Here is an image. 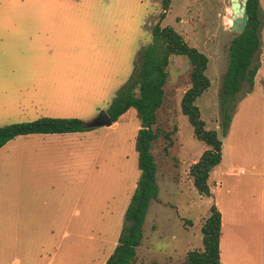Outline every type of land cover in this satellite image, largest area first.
I'll use <instances>...</instances> for the list:
<instances>
[{
	"label": "rangeland",
	"instance_id": "rangeland-1",
	"mask_svg": "<svg viewBox=\"0 0 264 264\" xmlns=\"http://www.w3.org/2000/svg\"><path fill=\"white\" fill-rule=\"evenodd\" d=\"M260 7L261 47L254 57L258 64L264 48V0ZM229 9L230 0H171L160 24L172 26L208 57L210 86L195 103L205 127L221 139L223 163L238 159L245 170L243 162L262 160L260 142L253 137L250 144L241 131L227 136L221 132L222 76L229 43L237 33L227 23ZM160 10V0H0V18H47L41 21L45 28L61 31L39 51L0 53V65L53 66L52 81L45 82L33 103L17 96L29 110L1 116L0 126L40 117H77L87 124L106 111L151 42ZM6 22L0 20V37L15 26ZM167 71L153 125L160 134L151 147L159 190L150 200L132 264H180L188 250L202 249L201 226L211 205L216 206L213 182L223 163L209 172L210 195L197 192L188 172L206 148L180 108L190 64L185 56L175 55ZM256 81L242 82L230 104L231 114L238 106L243 113L247 105L262 110L263 80ZM262 125L260 121V132ZM138 128L135 109L129 108L107 126L19 135L0 148V264H104L140 176L134 147ZM249 145L250 154L245 150Z\"/></svg>",
	"mask_w": 264,
	"mask_h": 264
},
{
	"label": "trees",
	"instance_id": "trees-1",
	"mask_svg": "<svg viewBox=\"0 0 264 264\" xmlns=\"http://www.w3.org/2000/svg\"><path fill=\"white\" fill-rule=\"evenodd\" d=\"M170 2L171 0H160L158 20L151 27L152 40L141 51L138 65L118 89L106 110L112 122H115L129 108L135 109L139 128L134 147L140 176L125 209L124 223L117 243L104 264H132L135 261L136 249L144 236L143 225L150 200L156 199L158 195L157 164L151 147L160 132L153 129V125L156 123L157 110L163 101L164 84L168 77L167 66L172 56H185L190 64L189 86L182 94L180 108L192 126L194 137L206 146L188 171L199 194L210 195L209 172L221 160V139L214 129L205 127L199 107L195 103L197 97L210 86V79L205 72L208 57L189 45L184 36L172 26H161L160 21L164 18ZM245 10L247 22L243 31L234 34L229 43L228 63L222 76L220 108L223 112V135L226 134L231 120L229 109L233 97L240 90L244 80L252 85L259 67L258 63H254V57L261 47L260 0H246ZM91 128L93 127H88L77 117H40L30 121L13 122L0 126V148L17 135L79 132ZM201 233L203 248L188 250L180 264L220 263L221 214L214 204L211 205L209 214L201 226ZM145 264L170 263L152 260Z\"/></svg>",
	"mask_w": 264,
	"mask_h": 264
},
{
	"label": "crops",
	"instance_id": "crops-1",
	"mask_svg": "<svg viewBox=\"0 0 264 264\" xmlns=\"http://www.w3.org/2000/svg\"><path fill=\"white\" fill-rule=\"evenodd\" d=\"M0 20L15 25L11 32L0 37L1 54L39 51L50 45L53 41L51 36L61 34L58 29H47L43 26L41 21L49 20L47 18L5 17ZM260 59L253 81L256 83V80H263L264 87V48ZM52 68L53 66L42 64H1L0 117H12L27 112L28 107L18 98L27 97L25 101L33 103L32 98L45 90V82L52 81ZM246 107L248 110L244 113L240 106L233 111L226 136L241 131L250 144L255 137L260 142L261 147L259 144L257 146L262 149L263 158L243 162L246 165L243 170L237 158V161L229 159L223 163L222 152L220 162L214 166L215 168L223 163L213 182L214 201L221 214L219 264H264V107L262 110L252 105ZM35 109L31 106L30 111ZM260 121L263 124L261 132V126L257 129ZM245 150L248 154L253 151L251 145ZM245 156L251 158V155Z\"/></svg>",
	"mask_w": 264,
	"mask_h": 264
},
{
	"label": "water",
	"instance_id": "water-1",
	"mask_svg": "<svg viewBox=\"0 0 264 264\" xmlns=\"http://www.w3.org/2000/svg\"><path fill=\"white\" fill-rule=\"evenodd\" d=\"M246 0H230V9L232 11V22L230 30L240 33L243 31L247 22V12L245 10ZM112 123V119L109 117L105 110H101L93 120L87 123L88 127L107 126Z\"/></svg>",
	"mask_w": 264,
	"mask_h": 264
},
{
	"label": "bare ground",
	"instance_id": "bare-ground-1",
	"mask_svg": "<svg viewBox=\"0 0 264 264\" xmlns=\"http://www.w3.org/2000/svg\"><path fill=\"white\" fill-rule=\"evenodd\" d=\"M228 13H229V18H228V20H227V23H228V24H231V22H232V18H231V13H232V11H231V9L228 10Z\"/></svg>",
	"mask_w": 264,
	"mask_h": 264
}]
</instances>
